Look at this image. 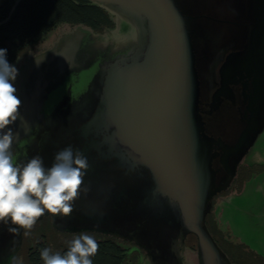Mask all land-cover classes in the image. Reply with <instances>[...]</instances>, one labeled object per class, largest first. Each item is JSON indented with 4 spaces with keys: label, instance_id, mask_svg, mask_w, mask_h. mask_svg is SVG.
Segmentation results:
<instances>
[{
    "label": "water",
    "instance_id": "95a60500",
    "mask_svg": "<svg viewBox=\"0 0 264 264\" xmlns=\"http://www.w3.org/2000/svg\"><path fill=\"white\" fill-rule=\"evenodd\" d=\"M21 1H15L0 26L8 22ZM87 1L113 14L118 24L108 35H95L96 39L105 41L113 33L116 45L128 46L132 42L136 45L127 52L116 54L118 57L107 66L109 72L118 68L110 78V87L107 86L102 95L108 102L103 100L104 105L95 101L96 92V95L90 92L86 96L89 100L81 102L80 108L88 112L85 120L90 122L95 113L101 112L103 118L117 127L115 134L123 146H133L138 152L150 150L164 160L166 166L164 173L146 189L137 188L131 194L120 191L109 214L82 212L74 204L78 213L72 212L67 217L59 215L58 220L75 229L119 231L127 225L136 227L139 220L147 218V228L139 230L138 234L146 244L162 251L163 260L170 258L168 252L173 251L177 239L182 240L185 233L197 238L201 264H232L210 234L206 217L213 198L228 189L240 161L250 153L264 131V0H246L243 13L247 11L251 19L245 23L243 20L239 24L232 23L243 28L241 43L237 45L240 52L234 55V69L241 74H251L252 104L240 113L244 127L237 137H230L228 143L220 135L213 139L220 152L219 167L217 172L207 176L203 171V159L210 142L208 138L196 135V128L201 124L197 123V118L191 119L185 110L189 68L170 4L167 0ZM91 33L78 28L64 38L63 47L55 52L58 72L54 87L60 85L68 73L81 68L76 55L84 37ZM44 90L38 81L30 96L24 98L23 122L19 119L15 130L18 138L11 149L14 155L31 129L43 122V104L47 96L42 97ZM64 107L60 104L54 115H62ZM118 148L122 149V146ZM148 204L153 208H147ZM8 227L18 226L9 221L4 234L6 246L0 248V260L13 251L22 231L19 229L13 234ZM108 233L122 236L117 232ZM166 237L172 238L171 244ZM175 259L177 264H182L180 257L176 255Z\"/></svg>",
    "mask_w": 264,
    "mask_h": 264
},
{
    "label": "rangeland",
    "instance_id": "374dc122",
    "mask_svg": "<svg viewBox=\"0 0 264 264\" xmlns=\"http://www.w3.org/2000/svg\"><path fill=\"white\" fill-rule=\"evenodd\" d=\"M167 2L173 11L178 38L183 43L187 56L189 78L185 110L191 119L197 118V123L199 121L201 124L196 128V135L199 138L206 137L210 142L203 159V171L207 176L217 172L219 167L220 152L213 139L220 135L228 143L230 137H237L244 127L240 113L249 109L252 104L251 74H241L234 69V55L240 52L237 45L241 43L240 32L243 28L232 24L241 23L242 20L244 23L248 22L251 16L247 11L243 13L246 0ZM99 9L105 22L98 28L89 30L96 35H105L106 30H113L116 17L101 7ZM73 28L62 24L50 31L38 32L30 42L7 43L17 56L14 66L19 70L25 59L40 53L41 49L49 48ZM115 52L102 44L84 46L79 58L81 68L68 73L60 85L47 93L43 104L42 124L31 129L29 135L20 142L14 155L16 161L22 163L39 155L43 166L48 169L53 165L55 155L61 148L71 145L74 151L79 150L89 164L84 177V185L88 191L81 193L74 204H77L76 208L82 212L87 210L88 213L103 215L111 212L110 206L120 191L131 194L137 188L146 189L156 177L164 173L166 166L165 161L150 153V150L138 152L133 146H123L115 134L117 127L107 118H103L101 112L95 113L90 122L85 120L88 112L81 109L80 104L89 100V96H86L90 92L91 95L98 93L94 100L104 104L103 92L109 86L112 74L118 70L114 68L110 74L107 67L118 57ZM17 82L18 78L13 82L14 86ZM104 102H108L107 99ZM60 104L65 106L62 111L64 113L56 116L54 110ZM118 146H122V149H117ZM259 154L264 157V131L250 151L251 157ZM227 192L229 190L223 195ZM260 193L255 205L244 206L239 203V210H243V214L246 212L245 208L251 212L248 221L244 217L242 219V216L238 217L236 234L248 235L262 240L264 244V189ZM218 206L216 200L213 214L206 222L208 230L216 233L220 244L227 248L236 264H264L233 237L227 224L220 219ZM73 213L78 212L73 210ZM262 213L263 218L260 217ZM6 227L0 223V248L6 246ZM91 234L95 239H109L127 249L129 252L125 264H150L143 251L137 247L131 249L133 244L107 235ZM73 235L58 232L51 227L48 220L37 222L30 233L23 234L22 246L14 260L18 264H28L30 250H34L37 243L44 244L53 253L61 252L68 247L67 242ZM194 245L193 241L189 244ZM183 258L186 264H198L196 256L189 250L184 251Z\"/></svg>",
    "mask_w": 264,
    "mask_h": 264
},
{
    "label": "clouds",
    "instance_id": "9594fccd",
    "mask_svg": "<svg viewBox=\"0 0 264 264\" xmlns=\"http://www.w3.org/2000/svg\"><path fill=\"white\" fill-rule=\"evenodd\" d=\"M7 49L0 48V223L17 234L23 229L30 233L38 219L45 213L52 216H69L81 193H87L84 177L89 168L87 158L71 145L56 153L53 165L46 169L42 158L37 155L26 163L17 162L12 152L18 133L10 127L18 119L22 101L16 95L14 81L18 69L7 59ZM43 59L36 60L37 65ZM64 254L53 253L44 248L40 253L43 264H93L99 244L90 232L73 235L67 242ZM14 264H18L14 260Z\"/></svg>",
    "mask_w": 264,
    "mask_h": 264
},
{
    "label": "flooded vegetation",
    "instance_id": "af4514ba",
    "mask_svg": "<svg viewBox=\"0 0 264 264\" xmlns=\"http://www.w3.org/2000/svg\"><path fill=\"white\" fill-rule=\"evenodd\" d=\"M4 2H5V0H0V9L3 6ZM62 24L70 25L71 27H74V28L72 29V31L64 33L63 36L60 37L59 40L55 41V43H53L49 48H46L43 50L41 49V50H39L40 53L33 55V56H30L27 59H25L24 63L22 64V66L18 70V76H17L18 82L16 83L15 87L17 89L16 95L22 101V106L19 110L20 113H21V110H22V107L24 104V100H25L24 98L26 96H30L31 92L36 87V83L38 81H39V85L43 86L45 89L43 94H42L43 98L46 96L48 90L50 91L53 88H55L53 86V84L57 80V72H58V70H57V62L58 61H57V58L55 56V52H56V50L59 51L61 49V47H63V45H64L63 41L66 40L64 38L72 35L73 31L77 30L78 28L87 29V30H89V29L94 30L95 29V28L91 27L90 25L83 24V23L65 22V23H61L59 25H62ZM59 25H57L56 27H58ZM117 26H118V24L115 22L113 30H115L117 28ZM110 31L111 30H106L105 34H107ZM91 34L90 35L87 34V36H85L84 39L82 40L81 48L79 50V53H77V55H76V60L79 62H80V60H79L80 54L82 53V50H83L85 45H90V46L99 45V44L100 45L101 44L107 45L112 50L116 51L115 55L118 53L127 52V51L133 49L136 45L135 42H132L128 46H124L123 43L116 45V38H115V34H113V33L112 34L110 33L109 38L105 41L104 40H102V41L98 40L95 37L96 34H94V33H91ZM16 58H17V56H16ZM39 59H43V60L39 63V65H37L36 60H39ZM18 121H19V119L13 125L8 126L14 132L17 128ZM245 158H246V156L243 158V160L240 161V163L238 165L237 172H236L231 184L233 183V181L237 177V173L239 171V168L241 167V164ZM231 184L229 185V187L231 186ZM229 187L227 190L230 189ZM227 190L217 194L213 198L212 207H211V210L206 217V222H207L208 218L213 214V208H214L215 201L218 198H220ZM146 207L147 208H153V206L151 204L146 205ZM144 210H149V209H144ZM58 218H60L59 215L52 216L51 214H49V215L42 216L41 218L38 219L37 222H42L44 220H48L51 223V227L60 233L76 234V233L86 231V232H90V233H94V234H102V235H107V236H111V237L121 239V240L126 241L130 244H133V246L131 245V247H132L131 249L137 247L141 251H143L146 254L147 259H148L150 264H177L176 259H175L176 255L178 257H180L182 264H186L185 260L183 258V254H184L185 250L191 251L196 256L198 264H201L200 255H199V251H198L197 238L193 234H185V233H184V238L182 240L177 239L178 242H177V245H175L173 247V251L170 250L168 252V255H170L169 256L170 258L167 256L169 259H167V261H165L166 259L163 260L164 257L162 255H164V254H162V251L158 247L149 246L148 244H146L142 240L141 236L138 234L139 230H144L147 228V225L149 223V219H147V218L139 220V222L136 224V227L132 226V225H129V226L127 225L125 229L123 228L119 231L103 230V229H99V228L75 229L72 226H68V225L63 224L61 222L62 220L59 221ZM108 232H115V233L117 232V233H120L122 236H117L115 234L108 233ZM209 232L212 235L215 242L217 243V245L219 246V248L221 249V251L223 252V254L225 255V257L229 261H231L232 264H236V261L234 260V258L231 257V253L227 250L226 247H224V246H222V244H220V241H219L216 233L212 230H209ZM23 234H24V231L22 229L21 235L18 238V240H17L18 242L16 243L13 251L11 253H8V256L3 257L0 260V264H12L15 256L17 255V253L19 252V250L22 246ZM42 237H44V236H42ZM174 237H175V239L177 238V236H174ZM166 239H167V237H166ZM171 239L172 238L167 239L168 240L167 242L169 244H171V241H169ZM96 240H97L98 244L103 245L102 250H105V248H107L111 251V253H114V254L124 253L125 254V260H124L123 264L126 263V256H127V253L129 252L127 249H125L120 244L116 243L115 241H112L109 239L104 238V239H96ZM137 240H139V242ZM191 240L194 242V244H195L194 246H189V244L192 242ZM107 242H110L109 244H107L108 246H106ZM35 246L36 247L34 250H30V254H29V258H28V264H31V258H37V257L40 258L41 251L44 248H46L45 245L42 243H39V244L37 243ZM67 248L62 249L60 253L64 254L67 251ZM40 264H43L41 258H40Z\"/></svg>",
    "mask_w": 264,
    "mask_h": 264
},
{
    "label": "trees",
    "instance_id": "16d2710c",
    "mask_svg": "<svg viewBox=\"0 0 264 264\" xmlns=\"http://www.w3.org/2000/svg\"><path fill=\"white\" fill-rule=\"evenodd\" d=\"M16 0H5L0 9V22L9 14ZM83 23L98 28L105 22L98 6L87 0H22L11 18L0 26V48L7 49L6 59L15 65L16 54L7 43L30 42L38 32L50 31L61 23ZM110 242L106 243L109 244ZM91 257L93 264H123L124 253H111L107 248ZM31 264H40V258H31Z\"/></svg>",
    "mask_w": 264,
    "mask_h": 264
},
{
    "label": "crops",
    "instance_id": "0c3cea01",
    "mask_svg": "<svg viewBox=\"0 0 264 264\" xmlns=\"http://www.w3.org/2000/svg\"><path fill=\"white\" fill-rule=\"evenodd\" d=\"M235 180L231 184L229 192L217 199L218 207H220V219L227 224L233 237L239 243L264 261L262 240L251 238L248 235L236 234L238 233L236 229V223L239 224L238 217L242 216V219L244 217L248 221L251 212L245 208L246 212L243 214L244 211L239 210V203L244 206L255 205L260 192L264 189V157L260 154L251 157L249 153L242 162ZM260 217L263 218V213Z\"/></svg>",
    "mask_w": 264,
    "mask_h": 264
}]
</instances>
